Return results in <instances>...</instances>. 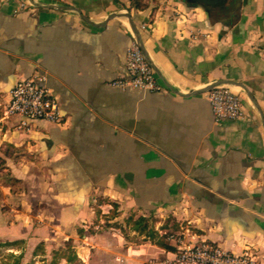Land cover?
Segmentation results:
<instances>
[{
  "label": "crops",
  "instance_id": "crops-1",
  "mask_svg": "<svg viewBox=\"0 0 264 264\" xmlns=\"http://www.w3.org/2000/svg\"><path fill=\"white\" fill-rule=\"evenodd\" d=\"M132 32L159 93L110 85ZM29 78L61 124L5 116ZM217 85L245 119L216 120ZM18 241L24 264H163L204 241L264 264V0H0V243Z\"/></svg>",
  "mask_w": 264,
  "mask_h": 264
},
{
  "label": "built area",
  "instance_id": "built-area-1",
  "mask_svg": "<svg viewBox=\"0 0 264 264\" xmlns=\"http://www.w3.org/2000/svg\"><path fill=\"white\" fill-rule=\"evenodd\" d=\"M142 49L140 41L132 32V42L126 52L125 72L110 83L112 87L124 91H162L156 70ZM208 98L218 122L245 119L242 98L231 87L214 86ZM59 107L58 97L44 84V79L29 78L19 80L12 88L4 114L8 118L20 117L22 120L18 129L29 130L37 121L61 124L63 116ZM163 264H255V260L248 251L236 254L220 245L204 241L179 247L175 257Z\"/></svg>",
  "mask_w": 264,
  "mask_h": 264
},
{
  "label": "trees",
  "instance_id": "trees-1",
  "mask_svg": "<svg viewBox=\"0 0 264 264\" xmlns=\"http://www.w3.org/2000/svg\"><path fill=\"white\" fill-rule=\"evenodd\" d=\"M136 7H141L139 4ZM133 221V218H130L127 222L131 223ZM134 225L136 226V230H139L140 232H145L148 228L147 225H145V220L140 218L137 221L134 222ZM151 235H153L152 233H150ZM23 244L22 241H18V242H7V243H0V248H6V249H13L15 247H21V245ZM164 248H168L167 245H164L162 243H160ZM10 260L8 262H4L2 264H24L23 263V259H24V254H20V255H14L11 254L9 255ZM27 264H34V263H27Z\"/></svg>",
  "mask_w": 264,
  "mask_h": 264
},
{
  "label": "rangeland",
  "instance_id": "rangeland-1",
  "mask_svg": "<svg viewBox=\"0 0 264 264\" xmlns=\"http://www.w3.org/2000/svg\"><path fill=\"white\" fill-rule=\"evenodd\" d=\"M163 236H168L170 240L175 239L177 240L178 235L176 234L175 230H170L166 234L163 232ZM169 240V241H170ZM22 251H15V249H6V248H0V264L4 262H8L10 260L9 255L14 254V255H20Z\"/></svg>",
  "mask_w": 264,
  "mask_h": 264
},
{
  "label": "water",
  "instance_id": "water-1",
  "mask_svg": "<svg viewBox=\"0 0 264 264\" xmlns=\"http://www.w3.org/2000/svg\"><path fill=\"white\" fill-rule=\"evenodd\" d=\"M198 1H203V3H206L207 5L212 4V0H198ZM227 1H229V0H224V3L227 2ZM221 5H222V4H221ZM221 5H220V6H221Z\"/></svg>",
  "mask_w": 264,
  "mask_h": 264
}]
</instances>
